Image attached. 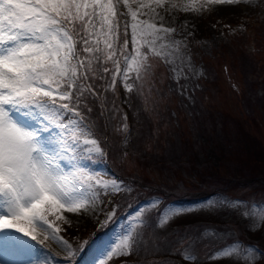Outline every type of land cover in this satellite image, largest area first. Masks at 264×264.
<instances>
[{"label":"snow or ice","instance_id":"obj_1","mask_svg":"<svg viewBox=\"0 0 264 264\" xmlns=\"http://www.w3.org/2000/svg\"><path fill=\"white\" fill-rule=\"evenodd\" d=\"M119 2L0 0V259L8 256L32 264L33 258L39 259L43 251L37 244L44 245L45 240L51 239L67 246V241L58 235L59 225L49 217L67 223L62 210L78 214L94 205L101 192L107 194L111 190L115 194L126 190L121 182L97 177L85 163L91 162L93 154L104 155V151L79 109L84 93L91 94L92 89L83 81L88 79V72L94 71L93 61L99 59L95 54L104 52L115 67L109 87L114 89L117 75H122L124 88L131 92L129 72L140 78L141 72L147 70L149 52L165 55L160 49L169 46L161 44L158 48L156 42L163 41L175 29L138 20L137 12L129 7L135 55H124L126 68L122 70L115 58L120 38L116 11ZM123 3L128 6V0ZM155 3L162 6L163 0ZM101 41L103 49L99 47ZM78 44L83 47L78 48ZM127 46L125 25L123 49ZM221 203L235 208L240 202L224 198ZM157 204L151 200L137 211L135 219L139 225L129 224L103 253L105 260L101 264L114 255L127 256L142 249V233L147 236L155 227L166 224L170 216L191 211L169 209L155 224H150L151 217L146 213ZM246 215L257 217L253 227L264 223V209ZM239 251L238 244L230 243L209 258H231ZM181 254L190 261L197 259L191 245Z\"/></svg>","mask_w":264,"mask_h":264},{"label":"rangeland","instance_id":"obj_2","mask_svg":"<svg viewBox=\"0 0 264 264\" xmlns=\"http://www.w3.org/2000/svg\"><path fill=\"white\" fill-rule=\"evenodd\" d=\"M173 4L176 6L173 7ZM141 5L146 6L142 7ZM129 7L137 12L138 20H146L157 26L163 25L166 28L175 29V31L167 34L163 41L156 42L158 48L161 44L169 47L160 49L165 53L163 56L148 53L147 70L141 72L140 78H137L135 72H129L128 82L132 84L131 92L124 88V82L120 80L121 75L116 77L115 88L109 87L112 74L115 72L113 61L106 59L104 52L95 54L99 59L93 61L94 71L87 74L93 81L102 82L100 86L104 89L108 87L115 96L114 111H121V116L123 115L122 125L119 126L118 123L116 125L117 131L122 133L126 130L125 123L128 118L125 116L126 114H122L126 108L124 101V97L127 99L124 95L126 90L129 96L135 97L134 114L137 116L135 119L146 127L144 146L151 153L158 154L174 140L192 139L195 133L192 130L193 123L188 112V105L193 103L192 97L195 96L198 98L202 111L209 112L205 114V118L209 117L211 113L213 119L217 114H220L221 118L232 117L239 121L242 129L258 140L264 148V110L254 109V118L251 120L247 117L244 108L249 93L253 90L257 91L256 88L259 86L254 76L251 79L255 83L251 81L250 75L246 79L244 76L250 70L256 69L258 65L261 68L260 77L264 80V0H232L230 3L227 0L224 2L163 0L162 6H157L155 0H128V6H125L123 0H120L116 6L120 38L116 44L115 58L119 60L122 70L126 68L124 55H135L131 43L132 17ZM125 25H127V49H123ZM220 25L223 29L220 28ZM79 46L83 47L82 44ZM99 47L104 48L103 41ZM122 49L123 51H121ZM141 51L147 52L148 49L141 48ZM81 55L89 56L88 53H81ZM105 68L108 69L107 72L104 71ZM127 104L129 103L127 102ZM141 113L144 118L139 115ZM114 118L116 119V117ZM101 157L99 154H93L91 162L85 161L88 169L94 171L97 177L104 180L121 182L123 188V182L111 176L106 165L102 163ZM120 168L127 176L142 175L158 186L160 184L179 186L180 180L189 185L197 182L193 177L188 179L185 176H178L179 178H177L174 175L146 169L129 154L123 157ZM218 170L223 175L231 177L225 166H220ZM84 180L87 182L86 177ZM115 194L111 190L107 194L101 192L100 198L94 205H91L87 211H81L78 214L62 210L67 223L49 217L59 225L61 231L58 235L67 241V246L58 245L51 239L45 240L44 245L37 244V247L42 248L43 251L39 259L33 258L32 264H45V262L46 264H101V260H105L103 253L118 237L123 235L129 224L139 225L135 214L142 206L131 211L124 219L116 220L117 206L110 198ZM224 198L240 203L235 208H231L221 203ZM175 208L180 207L160 208L157 205L152 210L158 212V218H160L162 214H167L169 209ZM183 209H191V211L172 215L166 224L155 227L162 231L166 237L175 241L168 245L171 254L174 253L177 257L185 259L181 254L182 250L191 245L195 249L197 259L195 261L185 260L193 264L197 261L258 264L263 260V256L256 248L239 242H234L240 246V251L233 257L210 259L209 257L218 249L230 244V242L217 240V235L221 236V240L227 235L234 236L235 234L229 229H224L225 224L220 226L221 229L215 225H209V223L202 227L192 226L193 228L185 229L182 231V236L177 237H173L172 231L175 229V224L191 220L192 217L202 218L204 216L208 218L210 216L220 218L225 222L226 220L230 221L229 223L232 225L242 224L246 230V234L242 233L243 236L255 241L256 238L264 236V223L253 227V222L257 217L246 215V213H259L264 209V190H256L253 187L233 189L221 196L211 197L197 206ZM113 212L114 214L108 219L109 214ZM148 213L150 212H147L146 216ZM158 220L156 219L155 223ZM109 223H112L110 230L100 236L99 240H90L91 242L84 248L81 245L82 242L78 241L79 255L76 253V247L69 240L71 235L75 234V239H79V233L82 234V232H78L79 228L91 226L97 230L106 227ZM206 232L210 234H205ZM17 234L23 235L22 233ZM143 236L142 233L141 240H143ZM41 238L38 236V239ZM144 239L146 240L148 237L144 236ZM117 256L121 255L117 254L112 258ZM8 258L10 257L5 256L0 259V264H6ZM111 259H107L106 264ZM20 262L23 263L22 260Z\"/></svg>","mask_w":264,"mask_h":264},{"label":"trees","instance_id":"obj_3","mask_svg":"<svg viewBox=\"0 0 264 264\" xmlns=\"http://www.w3.org/2000/svg\"><path fill=\"white\" fill-rule=\"evenodd\" d=\"M220 28L223 29L222 26ZM79 45L78 48H82ZM257 67L250 70L246 75L243 71L245 79L249 75L250 79L254 76L256 83L259 84L256 88L257 91L253 90L249 93L244 105L247 117L251 120L254 118V109L264 110V80L260 77L261 68ZM120 80L124 82L122 75ZM251 81L254 82L253 79ZM83 83L90 84L92 89L91 94L87 91L84 93L79 109L84 115L85 123L92 128L95 138L99 140L103 148L102 163L106 165L111 176L123 182V188L126 189L110 196L117 206L116 220L124 219L131 211L144 206L151 200H156L160 208H171V206L190 208L233 189L253 187L256 190H264V148L258 140L242 129L239 121L230 116L221 118L220 114H217L213 119L212 113L205 118V114L209 112L202 111L198 98L194 96L192 97L193 103L188 105V112L193 123L192 130L195 133L193 138L174 140L168 143L167 147L160 150L158 154L151 153L144 146L147 134V132L145 133L146 127L135 119L137 117L134 114L136 109V107L134 108L135 97L129 96L125 90L126 108L122 114H126L128 119L125 123V132L119 133L116 125L117 123L119 126L122 125L123 115L121 116V111H114L116 107L115 96L108 87L104 89L100 86L102 82L93 81L90 76ZM139 115L144 118L142 113ZM127 154L131 155L137 163L146 169L174 175L177 178H179L178 176H185L188 179L193 177L197 182L189 185L180 180L179 186L164 184L158 186L142 175L127 176L124 170L120 168V162ZM220 166H225L231 177L220 173L218 170ZM147 216L151 217L150 224H154L155 220L159 219V213L154 210H151ZM229 222L210 216L208 218L204 216L202 218L192 217L191 220L174 225L173 237L182 236V231L193 228L192 226L202 227L209 223V225H215L221 229L220 226L225 224L226 227L223 228L229 229L235 234L234 236L232 234L227 235L221 240V236L217 235V240L230 243L239 242L243 245L247 243V245L256 248L260 254L264 253V236L253 241L251 238L248 239L245 235L243 236L242 233L245 232L246 234L245 226L240 223L232 225ZM111 225L112 223H109L106 227L97 230L91 226L79 228L78 232H82V234L79 233V239H75V234L69 237L70 242L76 247V253L79 255L80 247L77 248L79 242H82L83 248L86 247L91 241H97L100 236L107 233ZM145 237L148 239L145 240L143 236V240H141L142 249H136L131 255L114 257L108 264H193L177 257L174 253L171 254L168 245L175 241L166 237L157 228L149 231ZM194 264H232V262L197 261ZM258 264H264V256Z\"/></svg>","mask_w":264,"mask_h":264},{"label":"bare ground","instance_id":"obj_4","mask_svg":"<svg viewBox=\"0 0 264 264\" xmlns=\"http://www.w3.org/2000/svg\"><path fill=\"white\" fill-rule=\"evenodd\" d=\"M23 263L10 257V258L7 259V263L6 264H23ZM3 264H5V263H3Z\"/></svg>","mask_w":264,"mask_h":264}]
</instances>
